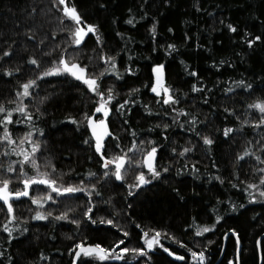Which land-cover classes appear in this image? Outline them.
Masks as SVG:
<instances>
[{"label":"trees","instance_id":"trees-1","mask_svg":"<svg viewBox=\"0 0 264 264\" xmlns=\"http://www.w3.org/2000/svg\"><path fill=\"white\" fill-rule=\"evenodd\" d=\"M75 2L89 23L100 25L103 49L97 42L95 33H90L82 45L69 46L70 36L61 29L71 28L73 24L68 20L60 23L62 13L54 7L52 0H0V50L7 49L9 45L14 49L12 57L0 61V103L14 107L15 105H8L7 101L15 98V91L20 83L28 78H35L62 54L74 56L81 64L89 65L91 72H99L104 67L99 60L101 52L109 55L119 52L117 64L124 78L117 79L109 73L103 81L104 87L114 85L119 93L112 104L129 99L131 88H140V92L135 96L137 103L130 105L132 110L126 116H118L115 110L111 113L110 128L119 135V143L124 148L131 147L132 129L137 131L138 140L157 141L158 164L169 167L170 170L161 179L145 185L143 190L133 189L138 195H129L127 187L135 180L136 168L126 170V181L108 179L98 184L100 194H94L93 197L96 204L93 209L94 218L115 219L129 233L128 237L118 228L107 224L90 225L86 222L78 228L70 220L31 219L37 210L51 211L56 216L68 208L75 209L69 214L73 219H80L88 202L86 193H77L69 198L48 201L42 208H38L31 202V196L45 195L50 189L47 185H40L39 188L33 186L29 190V197L13 201L15 214L25 218L22 226L28 227L29 231L21 233L17 230L12 233L13 239H8V233L0 227V251L6 254L0 257V264H10V261L12 264H72L73 255L69 253V249L84 236L88 237V242L101 243L105 247L122 239L125 240L122 246L142 247L143 231L152 228L166 229L190 246L193 240L201 245L209 240L214 241L208 250L210 264H229L230 260H235L237 245L229 230L236 229L241 238V264H261L259 251L264 250V200L249 203L247 193L239 187H233V184L257 181L260 173L255 169L264 168V163L255 160L254 156L239 162L236 160L238 154L249 148L255 155H264V149L261 148V143H264V128L242 124L245 119L259 118V110L249 109L247 105L257 97L264 96V91H261L264 89V83H261L264 80V45L258 42L253 51L244 42L245 30L254 35L264 33V0H199V8L197 0H171L170 3L168 0ZM34 7L36 12L30 18L28 13ZM129 9H132V13H129ZM145 11L148 15L139 19ZM133 14L137 17L134 26L125 22ZM114 18L116 23H113ZM154 20L159 21L155 41L151 39L149 31ZM221 20L224 22L221 23ZM229 23L238 26V33L228 30ZM29 27L36 36L35 41L24 35ZM169 28L174 31L169 32ZM53 32L56 35H52ZM117 32L132 39H122L117 36ZM186 34L191 39H186ZM45 37L47 39L44 44H40L39 41ZM12 40L17 43L12 45ZM168 44L177 45V51L172 55L165 52ZM154 47L156 51L152 50ZM53 49L55 51L51 56L45 55ZM30 56L40 60L39 69L27 63ZM221 60L226 63L219 67L213 64L215 61L218 65ZM155 63L165 64L167 84L179 91L181 103L177 107L199 117L201 123L195 125V131H190L187 125L180 127L179 123H174L173 115L177 114L164 115L163 113L170 111L169 106L157 103L159 98L150 88L143 87L150 84V65ZM129 64L139 68L135 75L125 72ZM17 65L22 68L20 73H14L11 77L4 73L3 69ZM192 69L199 72L202 81L190 75ZM240 79L253 83L255 91L232 83ZM199 83L205 84L210 91L192 92L191 86ZM38 85L32 90L34 98H25L24 103L29 105V111L34 115H38L36 108L44 112L43 117L33 121L44 129L43 136L39 132H33L34 139L44 142L43 149L38 154L41 171L45 170L46 164H54L52 178L65 185L78 184L80 180H84L85 184L97 183L96 179L87 176L90 171L98 174L102 172L101 159L93 144L84 143L85 139H91L90 130L69 119L75 117L77 121H82L84 113L91 114L95 107L94 94L82 81L65 75L44 77L38 81ZM228 88L233 91L228 92ZM183 93H188V96H183ZM44 97L47 99L41 104L40 100ZM146 106L152 109L151 114ZM225 108L236 109L235 115L226 113ZM13 116L14 119H26L20 113H14ZM185 119V116H179L180 122ZM165 123L170 125L166 130L167 139L163 136L165 130L162 128ZM157 125L161 127H156ZM31 126L28 123L9 125L17 144L19 137L29 131ZM225 127L235 128L236 132L230 137H224L222 130ZM2 131L0 126V134ZM196 131L212 135L216 140L215 145L211 148L205 146ZM106 144L108 154L117 151L111 138L106 140ZM192 146H195L194 151L185 156L178 155L183 147ZM4 147V142H0V152ZM23 147L29 148L30 145L25 144ZM172 148H176L177 152H172ZM133 158L139 159L140 155L137 153ZM20 159L22 157L11 153L0 156V163L8 165L12 160ZM192 165L199 171L194 172ZM182 168L184 170L180 172ZM25 169L30 175L34 174L30 165H26ZM47 170L52 171L50 166ZM237 171L238 178L235 175ZM10 175L13 178L19 175V168ZM215 176H220L224 183L215 179ZM12 187L15 190L23 185L17 181ZM181 196L184 199H180ZM218 199L223 203H218ZM229 201L245 204L246 210L232 212ZM6 208L0 201V225L8 217ZM214 208L216 211H213ZM217 214L224 217L219 223L215 221ZM197 222L200 226L216 223V227L198 237L195 236L193 227ZM225 233L229 235L225 237ZM257 239L261 240V249L256 247ZM162 242L173 251L186 254V249L175 241L168 239ZM41 253H44V259L40 258ZM151 256L150 264H185V261L176 260L159 248ZM85 260L88 264H145V258H133L131 254L126 261H97L82 257L77 264H82ZM188 264H191L190 260Z\"/></svg>","mask_w":264,"mask_h":264},{"label":"snow or ice","instance_id":"snow-or-ice-1","mask_svg":"<svg viewBox=\"0 0 264 264\" xmlns=\"http://www.w3.org/2000/svg\"><path fill=\"white\" fill-rule=\"evenodd\" d=\"M170 3L171 0H168ZM54 7L59 9L62 13L60 17V23L63 24L65 20H68L73 24L71 28L61 29V31H66L70 36L69 46L76 45L80 46L85 42V38L90 33H95L96 40L100 43L101 49H103V40L100 33V25L89 23L84 15L78 9V6L75 0H52ZM143 7V4L141 5ZM197 8H199V0H197ZM129 13H132V9L128 10ZM36 12V8H32L31 12L28 13V16L31 18L32 14ZM148 15L147 11L143 15L139 16V19H144ZM137 17L135 14L130 15L128 20L125 21L129 25H135ZM221 23L224 21L221 20ZM113 23H116L115 18ZM159 21L154 20L150 26L151 39L155 41L157 36V25ZM227 28L232 33H238V26L236 24L229 23ZM169 32L174 31V29L169 28ZM117 36H120L122 39L131 40L132 37L125 36L124 33L117 32ZM19 35V33L17 34ZM24 35L32 41L36 40V36L33 34L32 28H27ZM52 35H56L55 32ZM44 39L39 41L40 44H44ZM186 39H191L190 36H187ZM244 42L249 49L255 51V46L259 42L261 45H264V33L259 35H254L252 32L245 30ZM17 43L16 40H12V45ZM199 47V44L197 45ZM156 51L154 47L152 49ZM55 49L45 55L51 56ZM125 51V49H121ZM177 51L176 44H168L165 52L168 55H172L173 52ZM64 52H67V48L64 49ZM14 55V49L11 45L5 50H0V61H3L5 58H10ZM120 53L117 52L115 55H109L106 52H101L99 60L103 62L104 67L99 72H91L90 67L87 64H81L74 56L70 55H61L57 60L53 61L51 65L38 73L35 78H28L26 81L20 83L19 88L15 91V98L7 101L8 105H15L14 107H7L5 103H0V126H2V134H0V142H4L5 147L0 156H8L11 153H15L16 156L22 157L20 160H12L8 165L0 163V201L7 206L6 211L8 217L5 220L3 225L0 227L3 228V231L8 233V239H13L12 233L19 230L21 233H26L29 231V228L22 226L25 221L23 217H17L15 214L14 203L13 201L20 200L22 197L30 196V189L35 186L39 188L40 185H47L50 189L45 195H34L31 196V202L42 208L44 204L48 201H52L57 198H69L77 193H86L87 194V203L85 204V211L83 217L80 219H73L69 214L74 212L75 209L68 208L65 211L59 213V215L53 216L51 211L44 212L37 210L35 214L31 216L33 220H70L72 224H75L78 228L84 224L89 223L90 225L96 224H107L112 225L115 228H118L125 237L129 236V233L120 226L113 218H94L93 209L96 207V204L93 200L94 194L99 195L98 184L102 180L112 179L113 181H126L125 172L129 168H136L137 174L135 175V180L133 183L128 184V194L129 195H138L132 190H143L145 185H151L153 181L159 180L162 178L164 173L169 172V167H163L158 164V150L159 144L157 141L152 139L147 140H138L137 131L132 129V142L131 147L124 148L119 143L120 137L114 133L110 128V115L115 110L117 115L124 117L127 115V112H130L132 109L131 104L137 103L135 96L140 92V88H131L129 89V99L124 100L123 102H117L115 105L112 104V101L116 100L119 93L115 90V86L104 87L103 81L108 76L109 73L113 74L117 79H123L124 76L120 72L117 64V58ZM131 60V56L128 57ZM28 64L35 65L37 69L40 67V60L35 56L28 57ZM183 63V61H182ZM224 60H221L217 65L215 61L213 64L217 67L225 64ZM187 67V65H186ZM4 73L11 77L14 73H20L22 68L17 65L14 68H5L3 69ZM139 71V68L132 67L129 64L125 68V72L135 75ZM51 75H65L71 76L79 81H82L84 85L90 90L95 96V107L94 111L91 114L84 113L83 120L77 121L75 117H69L74 123L78 126L83 124L90 129L91 139H85L84 143H92L95 149V152L98 153L99 158L101 159V168L102 172L100 174L96 172H88L87 176L92 179H96L97 183L85 184L84 180H80L78 184H64L57 179L52 178L53 172L55 171L54 164H46L45 170L41 171V165L38 160V154L41 152L44 146V142L39 139L33 138V132H39L41 136L44 135V129L39 128L33 123L34 119H40L44 116V112L40 108H36L35 112L38 115H34L32 111H29V105L24 103L25 98H34L33 89L38 87V81L42 80L44 77ZM191 76L197 77L200 81L203 80L200 77V74L195 69H192ZM150 84H145L143 87L150 88V91L155 94L159 99L156 101L162 105H168L170 111L168 113H163L164 115H173V122L179 123L180 127L188 126L190 131H195V125L201 123L199 117L195 114L188 112L184 108H178L177 106L181 103V97L178 90L173 89L166 82V66L164 63H155L150 65ZM233 84L237 86H242L246 89H252L253 83L247 81L246 79H240L238 81H232ZM264 83V80L261 81ZM192 92L204 93L210 91L207 86L203 83L193 84L191 86ZM228 92H232V88L227 89ZM264 91V89H261ZM183 96L187 97L188 93H183ZM47 97H44L40 100V103L43 104ZM207 104V99L204 100ZM249 109H258L259 118L255 120H243L242 124H250L257 128H264V96L257 97L252 103L248 104ZM146 110L149 114L152 113V109L146 106ZM226 113H231L235 115L236 109L234 108H225ZM20 113L26 119L19 120L14 119L13 114ZM99 114V115H97ZM183 115L186 119L183 122H180L179 116ZM190 117V119H187ZM240 119V117H236ZM28 123L31 124V129L24 132V134L19 137V144L17 140L13 138V132L11 131L9 125L11 124H21ZM127 123V121H125ZM156 127H161L157 125ZM162 128L165 130L163 136L167 139V129L170 128V125L165 123L162 125ZM127 131V129H126ZM236 132L235 128L225 127L222 130V135L224 137H230L231 134ZM196 135L202 140L203 144L208 148H211L215 145L216 140L212 135H204L196 131ZM111 138L114 141L113 147L117 149L112 154L107 153V144L106 140ZM258 143H261L258 141ZM30 145L29 148L23 147V145ZM15 145V146H13ZM261 148L264 149V143H261ZM195 146L192 147H183L179 152V156H185L187 153L194 151ZM172 152H177L176 148L171 149ZM139 154V159H134L135 154ZM254 156L255 160L264 163V155H255L252 149H245L241 154L236 156L237 162L244 160L246 157ZM26 165H30L34 174H29L25 169ZM50 166L52 171L47 170ZM214 167L216 165L214 164ZM19 168V175L13 178L12 173L17 172ZM194 172L199 170L195 168V165H192ZM183 168L180 172H183ZM256 172H259L260 175L258 180L255 182H239L233 184V187H239L245 193H247L249 203L255 202L257 200H264V168L255 169ZM177 173V175L180 174ZM236 177H239V172H235ZM215 179L219 180L221 183L224 181L220 176H215ZM21 182L23 187L13 190V185L15 182ZM246 185V186H245ZM179 191L178 189L176 190ZM195 191V190H193ZM55 193V196L53 195ZM258 194V195H257ZM180 199H184L183 196ZM218 203H223L218 199ZM230 210L232 212H238L240 209L246 210V205L243 203L237 204L232 201H229ZM213 211H216L214 208ZM86 218V220L84 219ZM222 215L217 214L215 217L216 223H219L223 220ZM193 220L196 221V218L193 217ZM19 221V222H17ZM216 223L211 226H200L198 222L193 225L195 228V236L202 237L205 233L211 232L215 229ZM140 227V225H136ZM231 233L236 240L237 250L235 254V260H230L229 264H241V249L240 245V233L236 229H230ZM225 233V237L229 235ZM172 240L180 245L181 248L186 249V254H179L177 251H173L170 247H166L163 240ZM143 241L142 247H125L122 246L125 244V240H119L116 244L105 247L101 243L88 242V237L84 236L83 239L75 242L73 246L69 249V253L73 255L72 264H77L78 261H81V258H94L97 261H126L129 254L133 258L142 257L145 258V264H150L152 256L151 253L154 252L157 248L162 249L169 256L175 258L176 260L185 261V264H188L189 260L191 264H210L208 250L209 245L213 244L214 241H207L206 244H196L193 240L192 246L189 243H185L183 240L178 239L175 235L169 233L166 229H156L152 228L150 230L143 231L141 236ZM257 249L262 248L261 240H256ZM6 254L4 251H0V257H4ZM40 258L44 259V253L40 254ZM259 260L261 264H264V250L259 251ZM10 264L12 262L10 261ZM82 264H88V261H82Z\"/></svg>","mask_w":264,"mask_h":264},{"label":"water","instance_id":"water-1","mask_svg":"<svg viewBox=\"0 0 264 264\" xmlns=\"http://www.w3.org/2000/svg\"><path fill=\"white\" fill-rule=\"evenodd\" d=\"M97 115H99V114H97ZM90 130V129H89Z\"/></svg>","mask_w":264,"mask_h":264}]
</instances>
